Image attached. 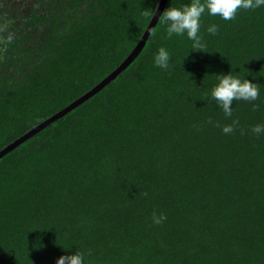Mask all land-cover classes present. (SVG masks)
Here are the masks:
<instances>
[{
	"label": "trees",
	"instance_id": "16d2710c",
	"mask_svg": "<svg viewBox=\"0 0 264 264\" xmlns=\"http://www.w3.org/2000/svg\"><path fill=\"white\" fill-rule=\"evenodd\" d=\"M159 1L0 0V150L109 75ZM199 34L205 51H191L159 20L114 80L0 158V264L75 251L84 264H264V131H252L264 7L227 21L206 11ZM231 70L259 95L227 117L206 97Z\"/></svg>",
	"mask_w": 264,
	"mask_h": 264
},
{
	"label": "clouds",
	"instance_id": "9594fccd",
	"mask_svg": "<svg viewBox=\"0 0 264 264\" xmlns=\"http://www.w3.org/2000/svg\"><path fill=\"white\" fill-rule=\"evenodd\" d=\"M260 7H264V0H188L179 6H171L170 3L159 16V20L165 26L168 37H172L173 34L182 36L186 33L187 38L192 41L191 51H205L206 45L199 33L201 17L206 11L208 15H218L227 21L233 19L239 9H257ZM143 15L147 14L143 13ZM217 31L218 26L215 24L207 28V32L212 35H215ZM153 60L154 64L161 69L168 70L170 68L171 57L165 47H159ZM216 74V83L210 89L206 99L214 100L216 105L223 110L225 116H232L233 101L257 99L259 89L253 80L233 75L232 70L227 73ZM235 123L236 121H233V124ZM222 130L225 134L231 133L233 126L226 124ZM252 131L257 134L261 133L264 131V125L257 124ZM165 218L163 214L153 216V222L160 224ZM84 261V254L75 251L60 255L56 259V264H84Z\"/></svg>",
	"mask_w": 264,
	"mask_h": 264
},
{
	"label": "water",
	"instance_id": "95a60500",
	"mask_svg": "<svg viewBox=\"0 0 264 264\" xmlns=\"http://www.w3.org/2000/svg\"><path fill=\"white\" fill-rule=\"evenodd\" d=\"M168 0H160L159 4L157 6L156 11L154 12L148 26L146 27L144 33L142 34L140 40L135 45V47L131 50V52L128 54V56L105 78H103L100 82H98L94 87H92L90 90L86 91L84 94H82L80 97L69 103L67 106L56 112L55 114L51 115L41 123L35 125L31 129H29L27 132H25L23 135L18 137L17 139L13 140L11 143H9L7 146L3 147L0 150V158L3 157L8 152L12 151L16 147H18L20 144L25 142L27 139L31 138L50 124H52L57 119L63 117L68 112L72 111L74 108L82 104L84 101L95 95L97 92H99L102 88H104L107 84H109L112 80H114L123 70H125L140 54L142 49L144 48L149 36L151 35L153 29L155 28L157 22L159 21V16L162 14V12L165 9L166 3Z\"/></svg>",
	"mask_w": 264,
	"mask_h": 264
}]
</instances>
